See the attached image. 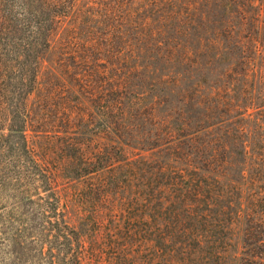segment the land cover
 I'll return each instance as SVG.
<instances>
[{
    "label": "rangeland",
    "instance_id": "374dc122",
    "mask_svg": "<svg viewBox=\"0 0 264 264\" xmlns=\"http://www.w3.org/2000/svg\"><path fill=\"white\" fill-rule=\"evenodd\" d=\"M39 67L27 136L87 264H242L264 205V0H75Z\"/></svg>",
    "mask_w": 264,
    "mask_h": 264
},
{
    "label": "trees",
    "instance_id": "16d2710c",
    "mask_svg": "<svg viewBox=\"0 0 264 264\" xmlns=\"http://www.w3.org/2000/svg\"><path fill=\"white\" fill-rule=\"evenodd\" d=\"M75 0H0V264H87V247L64 217L58 175L31 146L30 98L41 55ZM83 169L89 156L65 141ZM250 212L242 264H264V205Z\"/></svg>",
    "mask_w": 264,
    "mask_h": 264
}]
</instances>
